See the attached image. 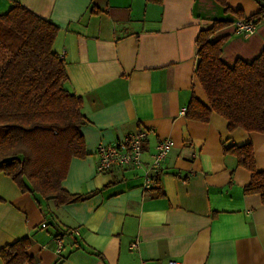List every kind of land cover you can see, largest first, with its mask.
I'll use <instances>...</instances> for the list:
<instances>
[{"label":"crops","instance_id":"1","mask_svg":"<svg viewBox=\"0 0 264 264\" xmlns=\"http://www.w3.org/2000/svg\"><path fill=\"white\" fill-rule=\"evenodd\" d=\"M13 1L58 28L53 50L64 63V88L82 99L87 121L86 157L71 160L62 187L97 194L58 206L0 174V249L28 238L32 264H264V203L244 194L250 173L223 153L251 144L264 171V134L230 132L216 114L208 123L180 115L193 96L206 104L194 75L199 31L229 22L212 37H225L222 61L251 62L264 48V14L244 36L235 32L240 19L213 0H0V15ZM228 6L244 18L259 11L253 0ZM139 130L148 132L147 159L159 140L173 142L151 190L140 172L96 168L99 144Z\"/></svg>","mask_w":264,"mask_h":264},{"label":"trees","instance_id":"2","mask_svg":"<svg viewBox=\"0 0 264 264\" xmlns=\"http://www.w3.org/2000/svg\"><path fill=\"white\" fill-rule=\"evenodd\" d=\"M213 1L224 14L257 25L262 21L264 0H254L259 11L247 18L240 10H231L228 0ZM229 24L212 21L196 37L194 75L206 104L193 96L185 116L208 123L216 114L227 122L230 132L264 134V48L251 62L237 60L226 65L221 59L225 37L216 41L212 37ZM57 34L56 26L18 2L13 1L9 11L0 15V174L10 178L21 193L61 206L85 202L97 191L73 195L62 187L71 160L86 157L81 128L87 121L82 99L64 88V63L53 50ZM223 153L250 173L244 194L259 195L264 203V171L256 170L251 144L223 147ZM29 247L28 238L3 247L2 264H32Z\"/></svg>","mask_w":264,"mask_h":264},{"label":"built area","instance_id":"3","mask_svg":"<svg viewBox=\"0 0 264 264\" xmlns=\"http://www.w3.org/2000/svg\"><path fill=\"white\" fill-rule=\"evenodd\" d=\"M234 26L237 34L247 36L254 33L257 24L254 21L238 20ZM185 114L186 108L180 111V115ZM147 137L148 132L146 130H139L125 135L113 144H99L95 153L98 157L97 171L99 173H110L118 170L140 172L144 190L153 189L158 185L163 174V164L173 148V142L167 138L159 140L153 153L148 155L147 159L145 152ZM57 245L60 247V242H57ZM131 246L135 247V244ZM167 264L180 263L169 262Z\"/></svg>","mask_w":264,"mask_h":264},{"label":"rangeland","instance_id":"4","mask_svg":"<svg viewBox=\"0 0 264 264\" xmlns=\"http://www.w3.org/2000/svg\"><path fill=\"white\" fill-rule=\"evenodd\" d=\"M253 1H254V0H253ZM254 2H255V1H254ZM255 3H256V2H255ZM256 4H257V3H256ZM257 5H258V4H257ZM229 8H230V7H229ZM230 9H231V8H230ZM231 10H233V9H231ZM239 10H240V9H239ZM233 11H234V10H233ZM235 11H237V10H235ZM240 11H241V14H242L243 17H244L245 15H244V11H243V9H241ZM226 15H227V14H226ZM231 15H233V14H231ZM233 16H235L236 18H239V16H237V15H235V14H234Z\"/></svg>","mask_w":264,"mask_h":264}]
</instances>
